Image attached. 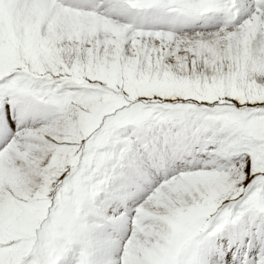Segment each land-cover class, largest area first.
<instances>
[{
    "label": "snow or ice",
    "instance_id": "1",
    "mask_svg": "<svg viewBox=\"0 0 264 264\" xmlns=\"http://www.w3.org/2000/svg\"><path fill=\"white\" fill-rule=\"evenodd\" d=\"M0 264H264V0H0Z\"/></svg>",
    "mask_w": 264,
    "mask_h": 264
}]
</instances>
